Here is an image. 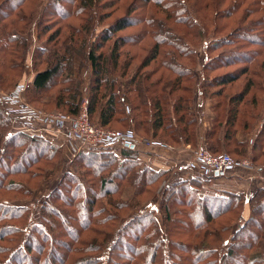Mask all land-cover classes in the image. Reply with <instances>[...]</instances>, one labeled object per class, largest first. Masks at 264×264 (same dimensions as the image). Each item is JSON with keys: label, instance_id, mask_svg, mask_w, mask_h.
I'll use <instances>...</instances> for the list:
<instances>
[{"label": "trees", "instance_id": "16d2710c", "mask_svg": "<svg viewBox=\"0 0 264 264\" xmlns=\"http://www.w3.org/2000/svg\"><path fill=\"white\" fill-rule=\"evenodd\" d=\"M102 1L53 0L46 7L38 25L39 37L45 36L49 31H56L54 35L48 34L42 48L32 58L34 79L24 92L26 104L38 112L47 113L36 108L40 105L51 107L54 112L64 116L76 117L79 106L77 92L70 79V64L74 56H85L92 68V96L86 108L92 124L104 129L112 124H121L123 104H127L125 111L132 113V128H126L123 132L132 130L135 135H147V132H151L150 138L155 142L173 148L181 145L197 148L201 140L198 118L186 96L190 91L193 93V84L192 89L188 86L193 80L190 75L192 68L186 64H174L170 56L179 59L190 55L189 49L183 44L184 40L188 41L185 38L187 34L198 40L200 31L201 36L206 39L220 33L205 32L202 20L195 16L199 8L204 15L208 11L212 12L214 17L208 19L218 22L237 17L235 14L239 11L240 0H227L229 3L225 11L217 8L220 0H193L196 1L195 14L181 0L154 1L156 7L169 11L168 14L164 12L168 19L184 28V33L178 34L179 40L160 34L159 30L154 37L156 43L148 54V61L163 55V64L156 65L158 73L165 69L174 79L164 75L156 77L157 71L142 74L140 70H133L134 57L125 49L135 43L139 44L143 33L136 39L130 37L114 40L118 33L131 27L133 22L151 25L150 21L144 23L143 17L138 18V21L131 18L136 12L135 3L139 0H135L126 10L125 19L108 25L94 43L88 45L90 39L87 41V34L94 32L95 26L102 22L99 11L110 6L102 5ZM200 1H204L206 6L200 5ZM37 4L36 0H0V92L9 90L7 93H12L19 86L24 70L26 45L14 32L25 33L29 30ZM31 6H34L33 10L29 11ZM77 20L84 22L83 29L72 24V21ZM259 24L262 29L256 24L261 29L257 33H254L251 26H236L232 33L221 41H213L211 46L214 47L220 41L221 44L230 46L231 55H237L242 50L238 49L236 52V46L243 47L248 42L263 44L264 18ZM53 44L55 45L52 46ZM143 46L140 47L141 50ZM86 47L88 52L84 54ZM208 48L206 46V50ZM161 49L165 52L162 53ZM150 65L145 64L143 70ZM218 65L230 67L237 64H213L211 67L215 69ZM241 65L243 68L239 71L212 81L213 85L218 86L215 98L222 97L226 87L236 85L254 64ZM203 68L205 69V64ZM207 82L204 76L203 89L207 88ZM108 88L111 92L107 95ZM252 88L253 81L249 78L242 90H234L229 99L212 106L215 119L202 136L209 153L221 154L219 151L232 145L235 154L245 157L248 150L246 141H238L237 134L250 133L258 120H262L259 118V109L264 104V98L253 94ZM122 89L124 96L119 94ZM199 93L204 97V90ZM16 122L14 117L0 107V264H264V255L256 254L254 258H249L237 248L238 240L246 234L249 236V241L245 244L247 249L258 252L264 247V217L260 219L256 213L264 209V193L259 192L262 198L252 210L250 219L244 221L242 204L249 203L250 197H254L256 193L248 198L230 192L207 195L201 192L202 185L222 176H208L201 170L184 173L191 175L192 179L179 178L180 180L165 186L163 206L159 208V212L161 210L170 215V203L173 200L185 207L182 213L175 212L181 216L179 220L182 222V225H178V231H174L178 236L189 234L197 239L198 234L194 232L205 230L200 234V239L206 241L207 236H210L213 243L212 230L217 228L213 222L227 220L229 216L235 222L225 226V229L235 225L238 230L230 237L231 243L223 242L226 252L220 253L212 249V246L206 247V244L207 249H199L198 246L202 244L200 241L192 247L179 246L177 251L180 256L172 253L168 249L170 239L162 238L159 223L151 208L154 205L151 200L155 190L169 170L156 171L144 165L141 157L143 152L131 145L118 152L120 159L111 154L115 152L109 148L91 147L80 150L70 163V170L63 173L57 186L50 191L40 207L43 226L33 225L30 207L35 206V202L32 198L39 186L54 174L60 162L61 149L41 135L16 132ZM263 136L264 122L260 124L256 139L249 148L251 152L258 149ZM260 156L264 157V154ZM86 177H90L92 182ZM126 185L131 186L133 198L115 200L112 196L122 195ZM146 190L154 191L148 201V204H152L150 209H141V212L121 222V217L114 213L126 212L136 207V203L131 205V202ZM119 221L120 225L117 226ZM119 247L130 250V253H118ZM62 250L65 254L57 259L53 258L55 253ZM185 250L192 251L190 257L181 256L186 255ZM67 252L74 255L71 261Z\"/></svg>", "mask_w": 264, "mask_h": 264}, {"label": "rangeland", "instance_id": "374dc122", "mask_svg": "<svg viewBox=\"0 0 264 264\" xmlns=\"http://www.w3.org/2000/svg\"><path fill=\"white\" fill-rule=\"evenodd\" d=\"M38 4L36 5L34 9V19L32 22V25L30 26L29 30L25 33H16L14 32V35L18 36L21 38L26 45V55H25V63H24V70L21 74L20 80H19V86L23 82L22 85H28V87L31 85V82L28 81L30 77H32L33 69H32V58L35 56L38 50H40L43 46V42L47 40V36L49 35H54L55 31H49L45 36H42L41 38L39 37V32H38V25L42 19V15L46 7L51 5L53 3V0H36ZM135 0H103L102 5L107 4L110 5L106 9L104 8L103 10L99 11V16L102 19V22L100 25L95 26L94 32L88 33L87 34V41L89 40L88 45H91L94 43L96 40L97 36L103 32L108 25L114 24L117 20L120 19H125L126 16V10L129 8V6L132 5V3ZM155 0H139L135 3V13H133V16L131 17L133 20L138 21V18L143 17L144 18V23L147 21L151 22V25L149 26H144L142 23L143 22H133V25L122 32L117 34V37L114 39L116 41L120 39H128V38H137L140 33L141 34V41L139 44H133V46L130 47H125L130 55H133L134 60H133V70H140L142 71V74L144 73H150V71H157L156 77H159L161 75L164 76H169L171 79H174V76L170 74L169 72H166V70H160V74L158 73V64H163L164 56L162 55L161 57H158L156 59L152 58L151 60L149 59L148 61V54H150V49L153 47V45L156 43L154 37L158 35V31L160 30V34L164 35L166 34L167 36H171V39H180L179 35L184 33V28L182 27L183 25H178L174 24L172 20L168 19L166 14L169 13L167 9H163L162 7H156L155 5ZM182 3L190 10L191 13L195 14L196 8L194 6L193 0H181ZM190 2V3H186ZM201 2V1H200ZM228 3L229 1L227 0H220L219 4L217 5V8H219L222 11H225L224 9L228 8ZM200 5H205L204 1L203 3H199ZM239 6V11L237 14H235L237 17H232L230 19H223L217 22V20L210 21L208 18L210 17L211 19L214 17V14L211 12L208 13L204 12L205 15L202 13V9L199 8V13L196 12L195 16H198L200 20H202V24L204 25V28L206 29L205 32L207 34L211 33H218L216 37H209L206 39L204 36H201V31L199 32V39L195 40L194 38L192 39V36L186 35L185 38L188 40H184L183 44L189 49V56L188 57H180L174 58L173 56H170L172 58L171 60L173 61L174 64L180 63V64H186L187 67L190 69L192 68L191 76L193 78V82L190 81V84L188 86L191 88L193 84V93L191 94V91L187 96L188 100L191 102V106L193 109V112L195 116L198 118V131L200 132V144H205L203 140V134L207 130V128L210 126L211 122L213 119H215V113L213 111L212 106L214 103H217L219 101H225L226 98L229 99L230 96H232L234 90H242L244 85L246 84V81L249 78H252L253 81V88H252V93L257 95L259 98H264L262 95L264 94V43L263 44H254L251 42L245 43L244 46L240 45V47H235L236 52L238 49H241L242 51L237 53V55H231L232 52L230 46L221 44L220 41L222 40L223 37H226V35L230 34L233 32L235 27L239 26H247V27H253L254 33H257L259 30H261V26L259 24L260 20H263L264 18V0H240L238 3ZM34 6H31L29 8V11L33 10ZM52 10V8H50ZM195 10V11H194ZM166 14H165V13ZM202 13V14H201ZM164 21V23H163ZM84 22L81 21H72V24L75 26L82 27ZM135 23V24H134ZM258 24L260 26L257 27ZM153 28H152V27ZM240 28V27H239ZM83 29V27H82ZM242 33V31H239ZM150 33L151 36L149 35ZM179 34V35H178ZM244 38V37H242ZM62 39H64L62 37ZM220 39V41L216 42V45L214 47L211 46L213 41ZM60 40V39H59ZM113 42V41H112ZM219 43V44H218ZM112 44V43H111ZM253 44V45H250ZM53 44L52 46H54ZM144 45V46H143ZM87 46V44H86ZM142 50L140 47H142ZM206 46H209L208 50H206ZM160 48V47H159ZM88 48L86 47L84 50V54H87ZM161 52L164 53L165 50L161 49ZM207 53V54H206ZM249 56L248 58H246ZM84 58V59H83ZM151 58V57H150ZM35 59V58H34ZM170 60V59H169ZM151 62V63H149ZM169 62V61H168ZM145 64H151L147 69H144ZM205 64V69L203 68ZM213 64H237L236 66H230V67H224V65H218L213 69L211 67ZM241 64H254L249 67V73L245 75L244 77L240 78L239 81L236 82V85H230L225 88L224 94L222 97H217V91H218V86H215L212 84L213 80H220L223 79L226 74H231V72H237L240 69H242L243 65ZM157 65V66H156ZM109 67L110 64H107ZM211 67V69H209ZM166 74V75H165ZM70 79L72 80L74 84V88L76 89L77 92V101H78V106H79V111L81 109H86L87 108V102L92 96V68H91V62L87 61L85 59V56L80 58L77 56H74L72 58V63L70 64ZM204 76L208 80V86L207 88L203 89V78ZM168 77V78H169ZM110 78V75H109ZM169 78V79H170ZM196 79V81H195ZM31 80V79H30ZM121 82V80H118ZM156 81V80H153ZM189 83V82H188ZM123 85V84H122ZM260 85L263 87L261 88ZM18 86V87H19ZM187 87L188 89H190ZM18 89V88H17ZM16 89V90H17ZM192 89V88H191ZM15 90V91H16ZM201 90H204V97L200 95L199 92ZM15 91L12 93H7L8 91H2L0 92V95H10L13 94ZM111 90L108 88L106 90V94H110ZM24 94V93H23ZM120 96H124V90H120L119 92ZM179 93H177L178 95ZM177 95H174V98H177ZM49 96V95H47ZM185 96V98H186ZM46 97V96H45ZM173 98V100H174ZM22 99V98H21ZM25 99V95H24ZM23 101V99H22ZM24 102V101H23ZM26 103V101L24 102ZM104 103V102H103ZM0 107L5 109L1 102H0ZM127 107V104H123L122 110V116L123 119L122 123L117 125V124H112L111 127H109L108 131H117V132H123L122 130L126 128H132V113L129 111H125ZM36 108L41 109V111H45L47 113L39 112L42 114H50L53 111L51 107H42L40 105H37ZM261 110L260 112V117L262 120H258V122L255 124L254 128H252V131L248 134H243L239 132L237 134V139L240 142V138L246 139V145L248 147V150L246 152L245 157L243 155H238L234 153V148L232 145L229 148H224L223 150L219 151L220 153H226L232 157L234 161L239 164L242 161H247L249 163V167H241V166H234L232 168L233 170H230L231 173L225 174V178L223 179H213L214 182L210 181L208 184H203L201 188V192L206 193L207 195H215L217 192H230L234 194H242L245 197L248 198V196H251L254 192L256 193L253 195L254 197H250L249 203H243L241 210H242V217L244 218V221L247 219H250L252 216V210L257 206L258 201L262 198L259 192L264 193V157H261L260 154H264V136L258 143V149L255 150L254 152L250 151V146L253 145L256 136L259 132V127L262 122H264V116H262V110H264V104H262V108L259 109ZM55 113V112H54ZM96 119V117H94ZM200 120L202 121H199ZM94 119V120H95ZM96 121V120H95ZM202 123H205V126H203L202 129ZM131 124V125H130ZM19 128L21 125L19 123L15 124L14 128L16 129ZM203 132V133H202ZM147 135H143L142 133L138 134L136 133V144L134 145V148H139V151L141 152H146L151 155L156 154L153 150H161L164 152H172L175 154V156L172 153H169L171 155L167 156L164 154H159L161 159H168L172 161L173 165L171 167L167 168H160L158 170H165L168 171L166 175H164V178L161 180L159 186L155 190V194L153 197V200L150 199L152 197L153 192L150 190H146L145 193L141 194L140 196L136 197V200L134 202H131V205H137L136 207L130 209L129 211L126 212H116L118 217H121V222L127 221L131 216L141 212V209L148 210L150 209V206L152 204H148L149 200L152 201L154 204L151 206L153 209L154 217L159 223V227L161 229V236L162 238H169V247L168 249L172 251L177 256H180V252L177 251L179 249V246H184V247H192L195 244L199 243L202 241L200 239V234H203L205 230H198L195 231V234H198V238H193L189 234H181V235H176L174 234V231H178V225H182V222L179 220L181 216L176 215V213H182L183 210L185 209L184 206L179 204L177 201H171L170 203V211L171 214L168 215L166 212L161 211L159 212V208L163 206L162 203V194L165 186L169 184H173L175 180L182 178L181 180L185 179H192L193 177L191 175H184L183 173H178L175 171V167L178 163L183 162L185 160H188L192 157V152L196 149L191 147L190 145H181L177 148L170 147L166 144L159 143L153 141L151 137V132H147ZM202 134V135H201ZM49 138V137H48ZM248 138V139H247ZM50 143L53 145L57 146L58 148L61 149V157H60V162L57 165L54 174L49 178L48 180H45L39 188L35 191V195L32 198V201L35 202V206H31L30 209L32 211L31 213V222L35 226L42 227V221L41 217L39 214L40 207L42 206V203L44 199L48 196L50 191H52L53 188L57 186L59 183V180L61 179L63 173L66 171L70 170L69 165L73 161V159L76 157L77 153L80 149L77 146L73 145H65L63 144L60 140H54L51 139L49 140ZM154 143H158L155 145ZM67 146V147H66ZM206 146V145H205ZM198 148V147H197ZM153 149V150H152ZM82 150V149H81ZM122 148L118 149H112V153L114 156L116 155L119 159L121 156L118 154L119 151H121ZM109 152V151H106ZM117 152V153H116ZM146 156V157H148ZM157 154V157H160ZM142 160V159H141ZM143 164L148 166V164L145 163ZM157 166V165H156ZM151 168V166H148ZM152 169V168H151ZM155 170V169H152ZM157 171V170H156ZM231 174V175H230ZM232 177L235 179H239L238 183V188L234 189L228 184V177ZM192 177V178H191ZM89 182H92V179L90 177H86ZM85 178V179H86ZM180 180V179H179ZM36 182V181H35ZM181 190V187L179 188ZM246 189L247 191L245 192ZM35 190V189H34ZM123 194H119L117 196H112L115 200H128L133 198V190L131 189L130 185H126L123 189ZM237 190H242V191H237ZM245 193V194H244ZM30 202V201H29ZM106 203V202H104ZM148 204V205H147ZM166 205V204H165ZM184 208V209H183ZM261 211V209H259ZM257 216L264 217V209L262 212H256ZM229 219L227 220H221L217 222H213L215 227L212 230V235L213 237V243H212V238L210 236H207L205 239L206 241H202V244L198 246V248H203L207 249L206 247L212 246L211 248L214 250H217L220 253L226 252V249L223 248V242L224 241H230V237L235 234V232L238 230L235 225H233V228L230 229H225V226L232 225L235 222V219L232 218L231 216L227 217ZM183 220V219H182ZM179 221V222H178ZM248 221V220H247ZM178 222V224H175ZM259 222V220H257ZM212 223V224H213ZM120 225V221L117 223V226ZM219 226V227H218ZM211 228V227H209ZM221 230H220V229ZM223 228V229H222ZM249 241V236L246 234L242 239L238 240L237 242V248H239L241 254L245 253L247 254L249 258H254L256 254H261L264 255V247L261 249V251L255 252L251 249H247L245 247V244ZM229 243L227 244L229 246ZM205 244L207 245L205 247ZM49 245L46 247V250L48 251ZM247 250V251H246ZM251 250V251H249ZM186 251L185 254H181L183 257H190L192 251ZM198 251V249H197ZM64 251H59L57 254L55 253L53 255V258L60 257ZM118 253H130V250H127L125 248L119 247ZM65 254V253H64ZM47 255V254H46ZM45 255V256H46ZM88 256V255H87ZM97 256V255H96ZM67 257L70 258V261L72 258H74V255H72L70 252H67ZM95 257V256H94ZM79 259V257H76ZM69 261V262H70ZM171 263V262H170ZM172 264V263H171Z\"/></svg>", "mask_w": 264, "mask_h": 264}, {"label": "built area", "instance_id": "2783aa9c", "mask_svg": "<svg viewBox=\"0 0 264 264\" xmlns=\"http://www.w3.org/2000/svg\"><path fill=\"white\" fill-rule=\"evenodd\" d=\"M28 85H21L13 94L3 95L4 100H12L20 102V94L25 92ZM24 111H28V115L22 120L29 121L33 124H45L52 129L63 132L69 141L76 143L81 150L87 148H109L118 149L136 144V135L132 130L126 132L108 131L104 128L94 125L89 121L86 109H81L74 118L64 116L57 112L50 114H42L26 103H21ZM157 145V143H154ZM79 150V151H80ZM78 151V152H79ZM192 157L188 160L180 162L176 165L175 171L178 173H191L195 170H201L208 176L215 177V174L224 175L234 166L249 167L247 161L237 164L230 155L221 153L213 155L209 153L205 144H200L192 153Z\"/></svg>", "mask_w": 264, "mask_h": 264}, {"label": "crops", "instance_id": "0c3cea01", "mask_svg": "<svg viewBox=\"0 0 264 264\" xmlns=\"http://www.w3.org/2000/svg\"><path fill=\"white\" fill-rule=\"evenodd\" d=\"M30 79L28 81H30L32 83V81L34 79V74L33 73H32V77H30ZM22 84H23V82L20 85H22ZM19 87H18V89H19ZM21 98L25 102L24 94H20V102H15V101H12V100H4L3 95H0V102H1L2 106L5 108V110L12 117H14L17 120L16 124L19 123L21 125L19 128H17V126H16V129H15L16 132H20L21 131V132L27 133L29 135H33V134L41 135L45 139H48V140H51V139L60 140L62 143L64 142L63 144H65V145H72V149H73V145L77 146L75 142L69 141L66 138V135H64L63 132L60 133L57 129H52V128H50L47 125L42 124V123L41 124H33V123L29 122V121L22 120V118H25V117H27L29 115H28V111L27 110H26V112L24 111L25 108L21 104L23 102ZM203 126H205V123H202V129L201 130H203ZM240 139H241V141H246L245 138L244 139L240 138ZM153 151L156 154L151 155V157L148 156L150 154L146 153V152H143L141 154V157H142L143 161H145V163L148 164V166H151L152 169L158 170L160 168H167V167H171L173 165L172 161L169 160L170 158L161 159L160 160V158H163V157H161L159 155V154H164V155L169 156V155H171L169 153H172V152H164V151H161L159 149L153 150ZM76 153H78V152L76 151ZM157 154L160 157H157ZM173 155L175 156V154H173ZM146 156H148V157H146ZM230 170H233V169H230ZM230 170L228 171L229 173H231ZM228 172L226 174H229ZM220 178L224 180L225 174L222 175V177H220ZM228 178H230V179H228V184L227 185L231 184V187H233L234 189H237L238 188L239 179H235V178H232V177H228ZM212 182H214V181H212ZM242 190H245V192L247 191L246 189H242ZM242 190H237V191H242Z\"/></svg>", "mask_w": 264, "mask_h": 264}, {"label": "water", "instance_id": "95a60500", "mask_svg": "<svg viewBox=\"0 0 264 264\" xmlns=\"http://www.w3.org/2000/svg\"><path fill=\"white\" fill-rule=\"evenodd\" d=\"M132 147V146H131ZM219 176L218 174H215V177Z\"/></svg>", "mask_w": 264, "mask_h": 264}]
</instances>
